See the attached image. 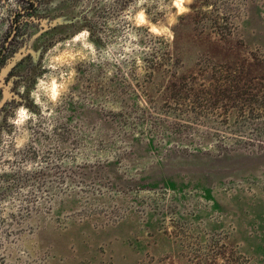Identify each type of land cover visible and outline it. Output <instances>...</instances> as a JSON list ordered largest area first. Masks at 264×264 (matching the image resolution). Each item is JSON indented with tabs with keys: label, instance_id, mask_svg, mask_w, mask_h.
Instances as JSON below:
<instances>
[{
	"label": "rangeland",
	"instance_id": "374dc122",
	"mask_svg": "<svg viewBox=\"0 0 264 264\" xmlns=\"http://www.w3.org/2000/svg\"><path fill=\"white\" fill-rule=\"evenodd\" d=\"M184 7L0 0V264H264V0Z\"/></svg>",
	"mask_w": 264,
	"mask_h": 264
},
{
	"label": "clouds",
	"instance_id": "9594fccd",
	"mask_svg": "<svg viewBox=\"0 0 264 264\" xmlns=\"http://www.w3.org/2000/svg\"><path fill=\"white\" fill-rule=\"evenodd\" d=\"M141 2H143V0H141ZM174 6L176 7L177 9V14H180V13H183L184 11H186L187 9L184 7L185 3H191L192 0H172ZM144 20V14L143 12L140 13V21L143 22ZM152 31H156L155 28L152 29ZM90 33L88 32L87 29H84L81 33V35L83 36H87L89 35ZM77 39L80 38L79 36L76 37ZM89 47H91V45H88ZM40 84H43V80L40 81ZM40 84L37 85V87L40 86ZM20 91L23 92L24 91V88L21 87L20 88ZM52 92H53V99L55 98V95H56V85H55V81H53V85H52ZM32 95H36L35 92L32 93ZM26 113H27V109L24 107V106H20L19 109H18V115L20 117V120L18 121H14L15 123H20L21 121H23L24 119L27 118L26 116Z\"/></svg>",
	"mask_w": 264,
	"mask_h": 264
},
{
	"label": "flooded vegetation",
	"instance_id": "af4514ba",
	"mask_svg": "<svg viewBox=\"0 0 264 264\" xmlns=\"http://www.w3.org/2000/svg\"><path fill=\"white\" fill-rule=\"evenodd\" d=\"M15 26H16V24L13 26V30H12L11 34L9 36H6V38H5V39H7L6 41L5 40L3 41L2 39H0V74L2 72L1 64L3 62L4 56L8 52H11V49L14 47L13 37H15V33H16V29L14 28Z\"/></svg>",
	"mask_w": 264,
	"mask_h": 264
}]
</instances>
